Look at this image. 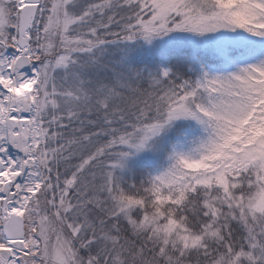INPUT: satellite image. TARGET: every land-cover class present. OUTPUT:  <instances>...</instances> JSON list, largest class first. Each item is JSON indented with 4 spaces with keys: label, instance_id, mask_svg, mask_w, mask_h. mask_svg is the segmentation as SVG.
Returning a JSON list of instances; mask_svg holds the SVG:
<instances>
[{
    "label": "snow or ice",
    "instance_id": "obj_1",
    "mask_svg": "<svg viewBox=\"0 0 264 264\" xmlns=\"http://www.w3.org/2000/svg\"><path fill=\"white\" fill-rule=\"evenodd\" d=\"M0 264H264V0H0Z\"/></svg>",
    "mask_w": 264,
    "mask_h": 264
}]
</instances>
